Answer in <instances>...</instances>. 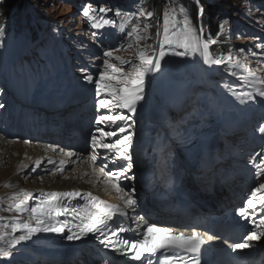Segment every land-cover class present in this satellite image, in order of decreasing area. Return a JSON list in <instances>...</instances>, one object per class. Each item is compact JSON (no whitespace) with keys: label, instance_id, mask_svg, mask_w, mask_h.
I'll return each instance as SVG.
<instances>
[{"label":"snow or ice","instance_id":"snow-or-ice-1","mask_svg":"<svg viewBox=\"0 0 264 264\" xmlns=\"http://www.w3.org/2000/svg\"><path fill=\"white\" fill-rule=\"evenodd\" d=\"M195 2L198 8V23L194 25L190 16L184 15L181 19L179 13L183 11L182 6L177 5L176 0H169V5L162 12V33L157 31V36L161 39L151 52L147 50L149 46H140V42L150 40L151 35L140 34L149 33L152 28L150 21L155 15L154 12L146 10L140 4H137L135 12L124 13L119 8L113 9L104 4L98 6L87 4L82 8L83 17L94 29L106 26L117 27L116 21L109 19L108 14L113 13L116 17L123 15L125 24L118 26L119 31L124 34L123 38L128 41V48H131L133 43L137 45L135 60H126L120 56H114L113 52L120 51L119 48L104 50V70L99 71L96 77L92 74H86L83 77L86 83L95 85L96 110H105V114L98 116L95 123L112 128L110 131L97 128L99 137L95 134L92 135L91 158L95 161L99 155L98 149H102L109 154L107 158L113 160V163L125 162L113 170H108L107 164L100 168V171L105 173L109 182L112 183L113 188L121 194L123 206L100 201L90 192H41L36 194L34 198L32 193L21 189L7 198L10 203L4 209V211L16 215L10 218L0 216V221L11 220L10 224L0 225V228L4 229L10 227V232L6 231L0 234V243L8 245L7 248L0 247V258H10L13 255L11 249L40 234H54L68 242L79 241L91 235L105 248L120 256H130L137 264H153V257L158 252L174 253V259L178 264H201L203 247L209 241L219 239V236L210 235L207 232L200 233L195 228L186 235L184 230L159 226L155 223L145 224V218L140 216L138 220L143 228L142 236L137 239H129L122 234L129 233L132 229L126 227L120 219L127 217L129 210L135 211L138 204L137 189L134 186L125 188L121 185V181H134L136 179L134 174L129 175L134 168L131 149L135 135L130 129L134 128L136 124L134 117L137 115L139 107L146 101L147 78L155 77L161 73L164 62L169 56L191 59L199 57L201 62L209 68L213 65H227L232 61L231 50L222 59L213 58L210 47L216 41L205 36L202 22L204 8L200 4V0H195ZM144 21L149 22L145 23ZM129 23L131 27L126 31V25ZM228 23L229 21L225 19L218 25V35L224 32ZM261 23H264V20ZM6 29L7 24L0 23V48L5 46ZM93 35L95 36L96 33L94 32ZM255 47L260 49L259 52H252V56L257 57V69L254 70L245 63L243 54L246 49L240 48L238 51L241 58L237 59L233 66L239 69L241 73L246 74L238 75L235 71L229 73L236 76L241 84L253 89L252 91L229 89L231 95L242 104L254 102L257 97L264 99V75L257 74L258 71H262L260 65L264 64V43H257ZM125 65L129 69L127 72L124 71L123 66ZM81 71L86 70L81 69ZM4 107L5 104L0 103V109ZM125 110L130 115H126ZM258 131L264 134V124L259 126ZM24 142L29 143V141ZM49 147L52 146L49 145ZM52 150L55 151L56 149L53 148ZM67 155L71 157L75 153L68 152ZM41 163L42 161H36L37 167ZM261 163H264V160ZM254 167L256 169L254 178L258 184L251 189L244 204L236 211L241 219L246 222L251 221L254 228L249 230L240 242L228 245L232 252L250 249L252 247L250 242L264 238V230L259 232L256 230L257 228H264V215H260L259 224L256 223L258 206L264 212V180H261V177H264V168L260 164H254ZM60 171L62 172L63 169L61 168ZM5 187H13V185L6 184ZM258 194L259 199L257 200ZM17 197H25L26 199L20 201L17 200ZM29 200L33 202L30 204ZM74 200H87L89 205L78 208L73 205ZM24 214H27L26 218L22 219ZM65 216L68 218L62 219ZM17 232H23V234L16 236L15 233ZM181 253L187 254L188 258L184 259L180 255ZM104 264H109V261L105 260ZM156 264H169L168 257L165 256L164 260H158Z\"/></svg>","mask_w":264,"mask_h":264},{"label":"bare ground","instance_id":"bare-ground-1","mask_svg":"<svg viewBox=\"0 0 264 264\" xmlns=\"http://www.w3.org/2000/svg\"><path fill=\"white\" fill-rule=\"evenodd\" d=\"M189 63L190 65H188V70L195 69L197 71V65L194 66L192 64V61ZM187 77L188 76L185 73V70L178 68V63L177 65L168 64V67L164 66L163 71L158 74V78H157L156 99L154 97L151 101L143 103L140 106L141 108V112H140L141 114L139 113L140 116L146 114L145 117H151L154 113L163 111L164 118H168L167 110L169 109L170 102L175 100L176 97L179 98L180 96L178 95H182V90L184 88L182 86L184 85L186 86L190 84L192 81V79H188ZM20 95H22V93H20ZM200 99L203 102V104L201 106L195 105L196 107L194 111L196 110H200V112L205 111V113H195L198 118H204L207 116L208 111L210 110L209 106L211 105V107L213 108L212 101L210 100L204 101L203 97ZM161 106L166 108L165 112L161 108ZM190 107L194 108L193 105H191ZM214 112H216L215 109ZM183 114L184 113H182V115ZM212 115L214 114L212 113ZM40 145L41 144L38 142H31L29 143V145L24 144V142L20 139L9 140L7 136H3L2 134H0V147H6L9 152L12 150L14 156L17 154L21 155V158H19L18 160V162L19 161L20 162L16 163V165L10 169V173H8V175L3 179L4 180L2 184L3 187L0 189V201L1 203H3L0 204V216L10 218L11 216L16 215L15 213L4 211V209L7 208L10 203V201L7 198L11 196L13 193L19 192L21 189L32 194H34V192L50 193V190L65 191V190L74 189V190L94 192L100 194L102 197L113 202L119 201V197L121 196V194L115 188H113L112 183L109 182L108 177L105 175V173L98 172V169H100L101 167L95 166L94 163L88 157H85L81 152H73L75 153V155L69 157L67 155L68 152H59L56 150L53 151L52 149L55 147L52 145L51 148L49 146H43L46 149L44 151L39 150ZM6 158L0 161V166L5 169L8 166L6 164V160H5ZM38 160L42 161L41 163L42 167H40V171L35 172L36 175L41 174L46 169L48 170V168L52 169L51 164L57 165V170L54 173H51L49 175H43V177L41 178V182H45L46 184L51 185V186L49 185L50 188L40 187L41 185L38 187L23 188L20 185L22 182L30 183L32 181V179L30 178L31 176L30 173H32L30 172V165H31L30 163H32V167L34 168V165L36 167V161ZM62 161L63 163H61ZM71 165H75V166L78 165L77 167L78 169L76 168L72 174L63 176L64 170L61 172L60 169L62 167H65V171H67V169ZM60 176L62 177L61 179H59ZM211 180H212V173L205 179V181L212 184ZM34 181H36L37 183V178H34ZM6 184H11L13 185V187H5ZM27 185L29 186V184ZM24 199L25 197H17V200L20 201ZM160 201L161 200H157L155 201V203H159ZM26 215L27 214H24L21 218L22 219L26 218ZM3 221H4L3 224L11 223L10 219H5ZM0 230H3V232L6 231L10 232V227L8 229L0 228ZM22 234L23 232L15 233L16 236ZM46 242L44 238L42 239L39 236L33 237V239L31 240L21 242L19 245H17L19 249L18 250L13 249L14 251L13 254L15 255L17 254V252L15 251H21L23 249H26L27 251L32 250L31 252H33L35 251V248L42 249L43 251L46 252V247H49ZM7 247L8 245L4 243V248ZM29 256L30 255L28 254L27 257Z\"/></svg>","mask_w":264,"mask_h":264},{"label":"rangeland","instance_id":"rangeland-1","mask_svg":"<svg viewBox=\"0 0 264 264\" xmlns=\"http://www.w3.org/2000/svg\"><path fill=\"white\" fill-rule=\"evenodd\" d=\"M24 1L27 2L28 0H24ZM88 1L92 2L93 6H98V5L103 4L102 0H96V1L95 0H88ZM207 1L212 3V6L217 5V4L224 6L225 8H227L226 10H228L232 16L238 17L240 19L252 17V18H260L261 20H264V14L260 13L257 9H254L252 7V0H232L233 3L230 2L229 0H207ZM80 2H82V0H42V4H43L42 9H43L44 13L47 16H49L50 18H52V20H50L48 22H46L45 20L38 21L37 20V13L35 12L34 7H32L30 5L29 6L26 5L25 8H23V10L20 13V16H18V17L12 16L10 22H13L14 25L18 26V31L20 29V34H21L20 38L22 40L28 42V44L26 45V49H27L26 53L23 54L22 57H25L26 54L31 52V54H29L27 56L28 58L26 57V60H27V62L25 63L26 65H30V67H32L33 65H36L37 68L43 66V68H45L44 70H47L48 68H50L52 66V65L49 66L48 59L46 58V56L39 52V50L41 49V46H39V45L36 46L37 41L34 44L32 43V41H28L30 38L31 32H33L35 30L34 26L36 25V21L38 23L43 24L46 28V31L49 32V33L42 32L41 38H40V40H38V41H41L42 44H44L45 46L47 45V43L49 42V39H50L47 36L50 35V37H51L52 33H55V31H57V30L59 31V34L61 36L63 33L64 37L68 34V31L71 30L72 32H74V34H76V32L78 34H80V37H82L84 39V41H88L90 43L93 41L92 36L87 34V30H85V28H88V27L91 28L90 24L83 17V15L79 13L82 10H80V9L76 10L77 5L80 4ZM104 5H105V3H104ZM108 5L111 6V4H108ZM112 8H113V6H112ZM232 8H235V9H232ZM216 11H217V9H216ZM241 14H243V16ZM184 15L189 16L190 15L189 11L183 10L182 12L179 13V16L181 19L183 18ZM108 16H109V19L115 20L113 13H109ZM193 22H194V20H192V23ZM221 22H223V20L220 21L219 19H216V17L214 19L212 18V27L215 28V26H216V28H218V25ZM11 25H12V23H11ZM51 31H53V32H51ZM42 39L44 41H42ZM246 40H248L247 36L241 35V33H237L236 31H234L232 36H231V39L227 41L228 43H226V44L231 45V47L234 49L233 53L236 54V57L233 58L234 62L237 59L241 58V54L239 53L238 50L240 48H243L244 44L246 43ZM249 41H251V40H249ZM55 44H56V42H55ZM143 44L144 43H140L141 46H143ZM117 48H119V47L109 46L107 49H113L114 50ZM13 49H14L13 46L9 47V45H5L3 48H0V57L2 59H8V57L14 52ZM119 49H121V48H119ZM54 50L55 49H53V51ZM136 52H137V45H136V43H133V46L131 48H128L126 45L123 47L122 50L114 51L113 55L114 56H120L126 60H135L136 59ZM13 55H15V52ZM243 56L245 57V62L248 63V66H250L254 70H256L257 69L256 61L252 60L249 57V55L246 53H244ZM177 58H179V57H175L176 60H177ZM97 59H100L98 66H104L103 60L105 59V57H103V55H101V56H99V58L97 57ZM52 60L54 61V58ZM58 60L59 59H56L54 61V67H56V68H58L60 66V61L58 62ZM32 63H34V64H32ZM186 63H187V66L185 65ZM186 63L185 64L184 63H178V68L185 70V73L187 74V76H190L191 71H192V70H188V65H190V63L189 62H186ZM164 66L168 67V64H167V66H166V64ZM123 67H124V71H126V72L129 71L128 66L125 65ZM260 68L262 69V71H258L257 73L259 75H264V64L260 65ZM214 71H216V70H214ZM222 71H224L226 73H230L233 71H235L237 73H241L240 70H228L227 68H223ZM243 74H246V73H243ZM217 76H218V74H214L212 77L216 78ZM226 76H228V74H226ZM226 76H225V78H226ZM157 78H158V74H157ZM156 85H157V82H156ZM149 89H150V91H149V93H150L152 91L153 87H151ZM232 107H236V105L232 104ZM214 109H215V107H214ZM9 140H11V139H9ZM24 144L29 145V143H25V142H24ZM5 148L6 147H0V161L7 157L5 160H6V164L8 166L6 167V169L2 168L0 166V189L3 187V185H2L3 181H4L3 179L8 175V173H10V169L13 168L16 165V163L20 162V161L18 162V160H19V158H21V155L17 154L14 156V154L12 153V150L9 152L8 149L7 148L5 149ZM39 150L44 151L46 149L43 147V145H40ZM85 157H87V156H85ZM30 164H31L30 165V172H32V173H30V175H31L30 178L32 179V181L30 183L22 182L20 185L23 188L38 187L40 185H41L40 187H43V188L44 187L50 188L51 185L46 184L45 182H41V178L43 177V175H49L51 173H54L55 171H52L51 169L48 168V170L46 169L41 174L36 175L35 174L36 170L32 167V163H30ZM77 167H78V165H76V166L71 165L67 169V171L64 172L63 176L68 175V174H72L73 171ZM28 175H29V173H28ZM34 178H37V183H36V181H34ZM61 178L62 177L60 176L59 179H61ZM44 183L46 184V186ZM27 184H29V186ZM0 204H3V203H1V201H0ZM3 222L4 221H0V225L3 224ZM3 233H4L3 230H0V234H3ZM0 247H4V243H0ZM23 250H26V249H23ZM11 251L14 252L13 249ZM13 257H15V256L12 255L10 258H0V264L10 263V260Z\"/></svg>","mask_w":264,"mask_h":264},{"label":"trees","instance_id":"trees-1","mask_svg":"<svg viewBox=\"0 0 264 264\" xmlns=\"http://www.w3.org/2000/svg\"><path fill=\"white\" fill-rule=\"evenodd\" d=\"M23 0H0V20L2 18L8 17L10 14V11L14 6H16L18 3L22 2ZM204 5V14H203V20H205L206 25L209 27H212V18L215 17L218 18L220 14L222 13V10L219 6L216 7V5H210L209 3L205 2L204 0H201ZM230 2H233L232 0H229ZM31 4H34L38 9L42 10L43 4L42 0H29ZM166 0H151L150 8L156 13L155 16L160 18L162 16V12L164 8L166 7ZM217 9V11H216ZM219 10V13H218ZM198 13L197 11H194V15ZM218 13V14H217ZM162 18V17H161ZM197 21V20H195ZM221 37L224 36V34L220 35ZM224 48H226L228 45H223ZM228 48V47H227Z\"/></svg>","mask_w":264,"mask_h":264}]
</instances>
